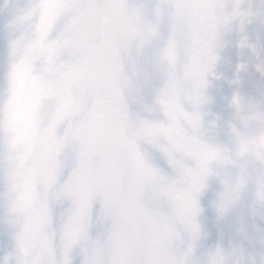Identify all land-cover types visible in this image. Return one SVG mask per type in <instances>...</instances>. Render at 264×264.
Returning a JSON list of instances; mask_svg holds the SVG:
<instances>
[{
  "label": "rangeland",
  "instance_id": "obj_1",
  "mask_svg": "<svg viewBox=\"0 0 264 264\" xmlns=\"http://www.w3.org/2000/svg\"><path fill=\"white\" fill-rule=\"evenodd\" d=\"M0 264H264V0H0Z\"/></svg>",
  "mask_w": 264,
  "mask_h": 264
}]
</instances>
